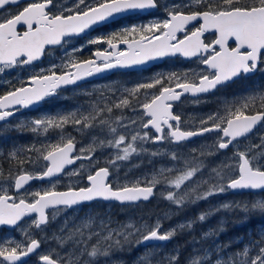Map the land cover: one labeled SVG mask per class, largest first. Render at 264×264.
Masks as SVG:
<instances>
[{
  "label": "snow or ice",
  "instance_id": "6c2138e0",
  "mask_svg": "<svg viewBox=\"0 0 264 264\" xmlns=\"http://www.w3.org/2000/svg\"><path fill=\"white\" fill-rule=\"evenodd\" d=\"M9 7L15 10L5 13ZM153 9H163L164 18L88 40V44L108 45L94 51V58H76L84 45L65 50L59 65L33 70L26 83L0 95V122H4L19 109L56 95L58 89L108 69L170 56L195 59L204 66L199 71L159 75L133 87L109 88L86 107L18 123L16 130L33 133L43 130L47 134L50 129L63 133L66 125L81 134L97 129L99 132L92 135V143L78 149L79 154L76 138L70 134L60 135L57 143L48 142L39 148L14 147L7 153L10 165L15 162V166H10L7 175L0 168V226L18 228L22 239L0 240V264H26L25 258L34 254L38 256L37 264H117L112 259L114 253L140 246L145 251L135 264H180L179 246L160 257L164 246L153 242H167L178 233L192 232L197 223L221 210H239L245 220L254 215L264 217V136L258 144L241 148L240 143V138L247 139L257 126H264V90L250 89L238 98L221 101V107L201 116L194 129H185L182 115L173 111L174 103L180 102L182 96H191V102L199 104L201 95L213 93L218 86L264 72V0H72L71 5L57 0H0V74L33 65L47 46H63L70 38L117 15ZM209 32L215 38L206 43L203 37ZM119 44L126 48L121 50ZM57 68L61 69L59 74ZM152 89L157 91H147ZM142 91L145 95L141 102ZM115 110L120 115L114 116ZM125 110L131 115H126ZM212 132L217 133L212 145L192 148L189 155L180 150L193 137ZM148 144L156 147L150 149ZM230 146L234 149L231 156L224 155L212 167L206 163V157L218 156ZM105 149L111 151L104 157V166H99L95 154ZM142 155L149 156V163L152 158L167 156L171 165L154 168L150 177L130 180L126 173L121 183V162ZM77 161L88 162L86 186L70 184L66 191L55 190L52 178L84 175V163L66 172ZM25 165H31V170ZM114 173L115 182L111 179ZM46 179L51 187L35 191L25 187L32 180ZM157 186H163V199L178 210L229 191H246L260 198L222 203L167 230H162V220L171 218V210L158 216L153 224L130 219L116 227L111 226L110 217L97 225L96 217L88 214L79 223L65 219L58 232L46 234L48 225L64 209L97 200L132 205L148 201ZM49 209L50 213L46 211ZM224 230L221 221L217 228L202 232L199 239L193 236L188 242L192 250L186 264H264V229L236 251L227 250L231 242L217 244L213 240L207 246L202 243ZM37 233L45 235L37 238ZM45 241H56L57 247L40 251Z\"/></svg>",
  "mask_w": 264,
  "mask_h": 264
},
{
  "label": "trees",
  "instance_id": "16d2710c",
  "mask_svg": "<svg viewBox=\"0 0 264 264\" xmlns=\"http://www.w3.org/2000/svg\"><path fill=\"white\" fill-rule=\"evenodd\" d=\"M65 46V45H64ZM60 47V57L64 58V52H62V48ZM182 63L178 61H169L168 63H163V65L153 68L152 70L140 73H117L110 77H115L118 81L121 79L129 78L134 79L135 75H147L148 77H153L156 71H160L163 73L162 75H167L172 72L176 73H184L181 70ZM170 65V66H168ZM264 68V64L263 67ZM31 71L29 68H22L18 70H11L5 73L6 76L12 77L15 76L17 78L16 82L12 81L11 84L7 83V87L3 92L9 90L10 88L17 87L20 80L23 79V76L28 74ZM160 74V72L158 73ZM158 74L155 76L157 77ZM5 75H0L4 77ZM253 75L248 78L238 79L233 83H229L224 87H221L216 92L204 96L201 99V103L194 104L189 99L183 101V103L176 105V108L179 114L182 115L183 127L185 129H194L199 126V118L201 116H206L208 113L217 111L221 105L220 102L228 99L231 100L233 98H238L242 95H245L248 90L250 89H261L264 90V72H262V83H259L258 76ZM141 78H138L140 80ZM150 79V78H149ZM148 79V80H149ZM20 84V83H19ZM84 89V88H83ZM70 91L65 93L60 97L61 103L57 112L53 109V102L49 101L44 103L38 112L41 109H44L45 112L48 113V116H55L57 114H63L70 112L72 110L77 109L80 106H87L90 101H93L97 98L96 94L89 93L91 95H86L84 91L80 90L79 88H70ZM37 112V113H38ZM116 112V111H114ZM107 115V114H106ZM114 116L116 114L114 113ZM113 116V117H114ZM68 131L71 133L72 136L76 138L77 141V150L84 146L86 147L88 144L92 143V135L98 134L99 130L92 132H87L84 134L78 133L75 131L72 125H66L64 128L63 133L59 129H50L47 134L41 130L39 133H33L30 130L18 131L16 129H11L10 131H3L4 136L0 137V168L3 169L4 174H8V170L10 166L14 167L15 162H10L7 158V153L11 151L14 147L15 148H28L31 146H35L37 148L41 147L42 145L51 142L57 143L59 141V137L62 134H68ZM2 133V134H3ZM217 133H211L205 135L203 137L197 138L192 142H185L186 148H181L180 150L185 154L188 155L191 153L192 148H200L202 145L210 146L214 143ZM264 136V126H259L251 135L247 137V139L243 138L240 140L241 147L243 148L244 145L249 143L258 144L260 142V137ZM147 146V145H146ZM156 147V146H154ZM187 150V151H186ZM110 149H105L102 151L98 150L96 153L101 154L102 158H97L100 160L99 166H104V157L110 152ZM234 149L232 147L229 148L227 151H223L218 156H209L206 157V163L215 164L219 163L220 160L223 159L224 155H232ZM96 155V154H95ZM97 157V156H96ZM83 163H88L87 161H83ZM124 167H122L118 173L119 176L124 177L127 173L128 178L135 179L136 177L141 176L142 174H146L148 176L152 173L153 169H159L161 165L170 166L171 161L167 156L163 157H155L152 158L151 163H149V156L142 155V156H133L130 160L124 161L122 163ZM215 164L213 166H215ZM134 165H139V167H134ZM26 168H29L28 165H25ZM212 167V166H210ZM43 170V169H39ZM87 170H84V175L79 177V180L72 181L70 183L73 186L82 187L85 186V177L87 176ZM113 182H115L116 174L111 178ZM121 183H124V179L120 180ZM70 184L65 183H55V190L57 189H65L68 188ZM51 187L50 183L47 184H36L33 185L30 191L35 190H42L44 188ZM161 190H163V186H157L156 194L153 199L148 202H139L137 204H125L119 205L116 203L108 204L103 202H95L90 204V206H84L80 210H63L61 211L62 215L57 216L56 220L51 222L47 229L46 234L51 236L53 232H58L59 227L61 224L64 223L65 219L69 221H75L79 223V221L85 218L88 214L96 217V224H99L101 219L107 220L109 217L112 220V227H116L118 224L127 223L130 219L134 222L142 223L146 221L148 224L149 222L156 217L157 215L164 214L171 210V218L163 220V228L168 229L172 228L180 222L186 221L188 219L196 218L201 212L208 210L209 208H213L214 206H218L222 203L226 202H244L252 199H258L259 196H252L248 193L242 194H234L227 192L223 199L217 196L209 197L207 200H201L195 204H189L182 210H178L175 205L170 204L167 200L163 199L161 195ZM218 202L217 200H220ZM221 221L224 222V231L220 232L218 236L208 240L203 241L202 243L207 246L211 244L214 240L217 244H228L231 242L230 247L227 249L228 251H236L241 249L245 243L248 242L249 238H255L256 234L261 230L264 229V217L260 215H254L246 220L244 219L243 213L239 210L229 211V210H221L214 215L210 216L205 222L197 223L194 226V231L188 232L185 231L183 233H178L175 237H173L170 241L164 243H157L158 245H163L162 251L159 253V256L162 257L164 254L170 252L172 249L176 248L177 246L180 247V264H186V258L191 253L192 245L188 243L191 241L192 237L195 236L199 239L200 235L204 231H208L210 228H217ZM96 225H94L95 228ZM12 233L11 239L13 240H21L22 233L21 232H10L8 233L5 229H0V240H4L8 234ZM45 235V233H37V238ZM95 241L93 240L92 243ZM50 247H57L56 241H45L41 245V250H45ZM70 247V245L66 246ZM63 251V250H61ZM145 248L143 246L140 247H132L131 250H125L123 252H116L113 254L112 259L119 262H123V264H135V261L138 256L144 253ZM159 258V257H157ZM37 258L33 257L31 260L26 264H37ZM103 264V261H101Z\"/></svg>",
  "mask_w": 264,
  "mask_h": 264
},
{
  "label": "flooded vegetation",
  "instance_id": "af4514ba",
  "mask_svg": "<svg viewBox=\"0 0 264 264\" xmlns=\"http://www.w3.org/2000/svg\"><path fill=\"white\" fill-rule=\"evenodd\" d=\"M57 2L59 4H65V3H67V4L71 5L72 0H57ZM162 2L172 3L173 0H162ZM175 2L178 3V2H180V0H175ZM184 2H187V0H184ZM20 6L22 7L23 4H21ZM14 10H15L14 8L9 7V8H6L5 9V13L7 11H14ZM163 18H164L163 9H153L151 11L144 12V13H142V12H135V13H132V14H127V15H124L122 17H119V18H117L115 20H112V21H110L108 23H104V24L98 25V26L94 27L92 30L86 32L83 35L72 37L64 45L70 44L68 46V48H70V50H72L73 47L79 48L81 45H84L85 47L83 48V51L82 52H79L78 51L76 53V58L78 60H87V59H90V58H94L92 56V53L94 51H96L98 49L99 50H103V49H105V48L108 47L107 44H96V45L88 44L87 43L88 40L94 39V38H97V37H101V36L108 37V36H110L114 32H119L124 27H131L133 25L139 26V25H142V24H145V23H149V21H152V20H155V19H163ZM20 30L23 31L22 28ZM178 35L182 36L183 34L181 33V34H178ZM214 38L215 37H214L213 33H211V32L205 33V35L203 37V39H204V41L206 43H210ZM114 42H116V41H114ZM230 44L232 46H235L234 45V42H232V41H230ZM60 47H62V46L48 47L46 49V52L44 54V57L41 60L34 62L33 65L24 67V68H29L31 71H29L28 74H26L25 76H23V79L20 80V82H19L20 84L18 83V86L17 87H19L21 85V82H24V83L27 82L28 77L31 74H33V70H37L38 71L40 68H48L53 63L59 65L61 63V60L63 59V58H61L59 56L60 55ZM119 48L121 50H124L126 48V46L122 45ZM169 61H178V62L182 63L181 64L182 65V67H181V70L182 71L183 70L186 71L188 69V67L189 68H193V69H195L194 67H196L195 70L196 71H199L200 69H202L204 67L203 65L198 64V62L195 59L185 60V59H182L180 56H176V57H173V58H166V59L163 60V62L161 64H159L157 66H153V67H151L149 69L135 70V71H126V72H123V71H120V70H114V71L107 70V71H104L103 76H101L99 78L93 79L91 81L82 82V83H80L77 86H69V87H64V88L58 89L56 95L46 97L44 100H42L40 102V105L35 110L19 109L18 111H16V114L14 116H12V117L9 118V120L4 121V122H0V132L9 131V129L5 127L6 125H9V124H12V127L11 128L12 129H15V127L13 126V123H15V125L17 126L18 123L24 122V117L23 116H27L28 117V116H34V115L38 114L40 111L44 110V109H41L38 112V110L40 109V107L44 103H46V102L52 101L53 102V109H54L55 112H57L58 109H59V107H60V105H61V103H59L61 101L60 97L62 95H64L65 93H67L68 91H70L69 90L70 88H74V89L75 88H79L80 90H83L84 86H86V85L92 86V85H95L97 83L98 84H103L104 82H102V81H104L106 79H115V77L108 78L109 76H112L114 74H117V73H127V74H129V73L146 72V71L152 70L155 67H158V66L163 65V63H168ZM262 67H263V64L261 65V68ZM18 69H22V68H17V69H14V70H18ZM56 71H57V74H59L60 71H61V69L60 68H57ZM257 74H260L258 76V80H259V83H262V72L261 71H257V72H255L253 74H249L248 77L253 76V75H257ZM3 75H5V73ZM2 76H0V95H3L7 91L6 90L5 92H3V89L5 90V88L7 87V81H14L17 84V78L15 76H12V77H9V76H6V75L4 77H2ZM238 79H244V78H236L235 80H233L230 83H233V82H235ZM226 85H224V86H226ZM224 86H219L214 92H216L218 89H220L221 87H224ZM147 91H149V90H147ZM156 91H157L156 89L150 90V92H156ZM92 93L93 94H96V95L99 94V92H98V94L96 92H92ZM209 94H212V93H209ZM209 94L201 95L200 98H202L204 96H207ZM186 99L193 100V98L191 96H188V95H185V96L181 97V101L180 102H175L174 103L173 111L175 113H179L178 110H177V108H176V105L183 103V101L186 100ZM114 113L116 115H120V112H114ZM19 117L20 118H23V119L22 120H18ZM173 123H175V122H173ZM195 139H193V140H195ZM193 140H190V141H187V142H192ZM240 140H242V139H240ZM147 146L148 147H151V148H154L155 145L148 144ZM227 150H229V149H227ZM227 150H225V151H227ZM0 153H1V148H0ZM76 154H79L78 150H77V153ZM81 163H83V161H78L75 164V166L76 165H79ZM75 166L69 168L68 170H66V172H69L71 169L75 168ZM62 178H65V174H62L61 176H59L58 178H56L54 180L59 181ZM40 183H44V182L33 181L26 188L29 189L33 185L40 184ZM85 183L87 184L86 177H85ZM63 190H67V189L66 188L65 189H57V191H63ZM95 202H103V201H94L92 203H95ZM92 203H90V204H92ZM103 203H105V202H103ZM90 204H84V205L75 207L73 209H82L84 206H90ZM108 204H112V203H108ZM73 209H71V210H73ZM51 211L52 210H50L49 212H51ZM0 229H4V228H0ZM5 231H8V230L5 229ZM35 256H37V255H35Z\"/></svg>",
  "mask_w": 264,
  "mask_h": 264
},
{
  "label": "rangeland",
  "instance_id": "374dc122",
  "mask_svg": "<svg viewBox=\"0 0 264 264\" xmlns=\"http://www.w3.org/2000/svg\"><path fill=\"white\" fill-rule=\"evenodd\" d=\"M150 22V21H149ZM140 24V23H139ZM138 24V25H139ZM145 24H147V23H145ZM137 26V25H136ZM70 44H66L63 48H62V52H64L65 53V50H68V51H71L70 50V48H68V46H69ZM168 66H170V65H168ZM195 69H196V67H194ZM195 69H193V68H189L188 67V69L185 71V70H183V72H188V71H191V70H195ZM162 70H160V71H156V73L153 75V77H148L147 75H142V74H140V75H135V77H133L134 79H130V80H128L129 78H125V79H121V81H118V79L117 78H115V79H106V80H104V81H102V82H104L103 84H95V85H92V86H90V85H86V86H84V89L82 90V91H84V92H86V93H92V92H96L97 94H98V92H99V94L97 95V97L100 95V93L103 91V92H106L107 93V90L109 89V88H113V87H117V88H122L123 86H127V87H133V86H135L137 83H140V82H146V81H150L151 79H153L159 72H160V74H158V76L159 75H162L163 73L161 72ZM0 75H3V74H0ZM138 78H141L140 80H138ZM150 78V79H149ZM149 79V80H148ZM148 92H150V90L148 91ZM144 95H145V93L142 91L141 93H140V97H139V99H140V101L142 102L143 101V99H144ZM116 112H120L119 110H115ZM125 114L126 115H131V112H129L128 110H125ZM45 115H47L48 116V113L47 112H45V110H42V111H40L38 114H36V115H34V116H23L24 117V122H30L31 120H34V119H37V118H42V117H44ZM114 118V117H113ZM23 118H18V120H22ZM13 126L15 127V129H16V125H15V123H13ZM6 128H8L9 129V131L12 129L11 127H12V124H9V125H6L5 126ZM93 131H96V130H93ZM5 132V131H4ZM3 132H0V137L2 136H4V133L2 134ZM71 135V133L70 132H68V134H65V135ZM95 134V133H94ZM241 145H243L242 143H241ZM148 147V146H147ZM148 148H150L151 149V147H148ZM182 148H186V145H184ZM242 148V147H241ZM187 151V150H186ZM34 157H35V153H33L32 154ZM189 155V154H188ZM228 155V154H227ZM96 156H97V158H102L101 157V154H99V153H96ZM228 156H231V155H228ZM224 158V157H223ZM121 163H123V162H121ZM85 165H86V167H85V169L84 170H87V163H84ZM215 164V162H212V164H208L209 166H213ZM29 166V170H31V168H32V166L31 165H28ZM80 167V164L79 165H76L75 166V168H79ZM72 170V169H71ZM71 170L69 171V172H71ZM89 171V170H88ZM206 174V173H205ZM146 174H142L141 176H139V177H143V176H145ZM150 175H151V173L148 175L149 177H150ZM80 176H69V175H66L65 174V178H62L61 180H59V181H56V180H52V182L53 183H56V184H59V183H65V184H70V183H72V181H75V180H79L80 178H79ZM121 179H123L124 177H122V176H119ZM47 183H49V181H47V182H44V184H47ZM40 184H43V183H40ZM35 186V185H34ZM32 188V187H31ZM31 188H29L28 190L30 191L31 190ZM67 189V188H66ZM157 190V189H156ZM161 192H162V190H161ZM230 192V191H229ZM231 193V192H230ZM225 194H227V192L226 193H223V194H220V195H217V197H220L221 199H223V197L225 196ZM221 199L220 200H217L218 202H220L221 201ZM214 207H216V206H214ZM64 210H68V211H70L69 209H64ZM73 210H75V209H73ZM76 210H80V209H76ZM72 211V210H71ZM50 213V212H49ZM62 215V213L60 212V214L58 215V216H61ZM158 216H163V214H161V215H157L156 217H154L150 222H149V224H153V223H155V220H156V218L158 217ZM142 223H147L146 221H144V222H142ZM141 223V224H142ZM162 225H163V220H162ZM169 229V228H168ZM162 230H167V229H164V228H162ZM8 233H10V232H20V230L18 229V228H16L15 230H12V231H7ZM13 235H12V233L11 234H8L7 235V237L6 238H8V239H11V237H12ZM47 249L45 248V250H40V251H46ZM36 258H37V260H38V256H35Z\"/></svg>",
  "mask_w": 264,
  "mask_h": 264
},
{
  "label": "water",
  "instance_id": "95a60500",
  "mask_svg": "<svg viewBox=\"0 0 264 264\" xmlns=\"http://www.w3.org/2000/svg\"><path fill=\"white\" fill-rule=\"evenodd\" d=\"M149 11H151V10H149ZM135 12H142V13H144V12H148V11H129V12H127V13H124V14H120V15H117L115 18H113V19H109L108 21H106V22H103V23H101V24H104V23H108V22H110V21H112V20H115V19H117V18H119V17H122V16H124V15H127V14H132V13H135ZM101 24H98V25H101ZM98 25H94L91 29H89L88 31H90V30H92L94 27H96V26H98ZM87 31V32H88ZM85 34V33H84ZM81 35H83V34H81ZM123 44H119V47L120 46H122ZM124 46H126V45H124ZM48 47H54V46H47V48ZM44 57V55L41 57V59ZM173 57H176V56H170V57H165V58H162V59H154V60H150V61H147L146 63H144V64H142V65H136V66H131V67H123V68H120V67H117V68H112V69H108L109 71H114V70H120V71H123V72H126V71H135V70H141V69H149V68H151V67H153V66H157V65H159V64H161L162 62H163V60L164 59H166V58H173ZM182 59H185V58H183V57H181ZM185 60H189V59H185ZM38 61V60H37ZM36 62V61H35ZM107 71V70H106ZM103 74H104V72H102V73H99V74H95V75H93V76H91V77H88V78H86V79H84V80H81V81H79L78 82V84H76V85H69V86H77V85H79L80 83H82V82H86V81H91V80H93V79H96V78H99V77H101V76H103ZM253 74V73H252ZM235 80V79H234ZM230 82H232V81H229V82H227L226 84H228V83H230ZM226 84H224V85H226ZM224 85H221V86H224ZM69 86H64V87H69ZM64 87H62V88H64ZM219 87V86H218ZM61 89V88H60ZM183 97V96H182ZM40 105V102H39V104H36V105H33V106H31V107H29V108H24V109H26V110H35V109H37L38 108V106ZM16 114V113H15ZM9 120V119H8ZM259 126H257L254 130H253V132L258 128ZM252 132V133H253ZM252 133H250V134H248V136L249 135H251ZM197 137H199V136H197ZM196 137H193L191 140H193V139H195ZM240 139H243V137L242 138H240ZM231 147V146H230ZM73 165H70V166H68L67 167V169L68 168H71ZM62 175V174H61ZM58 177V176H57ZM54 178H56V177H54ZM53 179V178H52ZM47 180V179H46ZM39 181H45V180H39ZM87 181V180H86ZM31 182V181H30ZM29 182V183H30ZM25 186H27V185H25ZM63 191H66V190H63ZM234 192V191H233ZM237 192H239V191H237ZM243 192H246V191H243ZM152 198V197H151ZM151 198L148 200V201H150L151 200ZM102 201V200H101ZM143 201V200H142ZM148 201H145V202H148ZM103 202H116L117 204H120L119 202H117V201H103ZM120 205H122V204H120ZM125 205V204H124ZM78 206V205H77ZM75 207V206H74ZM47 211V210H46ZM0 228H6V229H12V227H9V226H0ZM153 243H155V244H157V243H164V242H153ZM32 256V255H31ZM31 256H29V257H27V258H25V260H28Z\"/></svg>",
  "mask_w": 264,
  "mask_h": 264
},
{
  "label": "bare ground",
  "instance_id": "6f19581e",
  "mask_svg": "<svg viewBox=\"0 0 264 264\" xmlns=\"http://www.w3.org/2000/svg\"><path fill=\"white\" fill-rule=\"evenodd\" d=\"M41 60V59H40ZM39 61V60H38ZM141 70H143V69H141ZM212 133H215V132H212ZM207 134H210V133H207ZM207 134H205V135H207ZM199 137H203V136H199ZM199 137H196V139L197 138H199ZM223 151H225V150H223ZM78 162V161H77ZM76 162V163H77ZM75 163V164H76ZM75 164L72 166V167H74L75 166ZM69 169V168H68ZM68 169H66V170H68ZM59 176H61V175H59ZM58 176V177H59ZM58 177H56V178H58ZM56 178H53L52 180H54V179H56ZM33 181H37V182H47L48 180H45V181H39V180H32L27 186H25V187H28ZM231 193H234V194H236V193H238V194H242V193H247V192H233V191H230ZM155 194H156V190H155ZM155 196V195H154ZM154 196L151 198V199H153L154 198ZM97 201H101V200H97ZM92 202H94V201H92ZM92 202H90V203H92ZM139 202H145V201H139ZM139 202H137V203H139ZM90 203H83V204H80V205H78V206H81V205H84V204H90ZM105 203H116V202H105ZM136 203V204H137ZM117 204V203H116ZM120 205V204H119ZM78 206H75V207H78ZM75 207H73V208H75ZM73 208H69V210H71V209H73ZM51 209H49V210H47L48 212L50 211ZM26 220L28 219V218H25ZM6 229V228H5ZM16 228H12V229H6V230H8V231H12V230H15ZM168 242V241H167ZM166 243V242H165ZM35 256V254L34 255H32L28 260H26V263H28L30 260H31V258H33Z\"/></svg>",
  "mask_w": 264,
  "mask_h": 264
}]
</instances>
